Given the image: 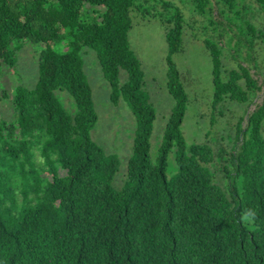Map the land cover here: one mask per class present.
Returning a JSON list of instances; mask_svg holds the SVG:
<instances>
[{
	"label": "trees",
	"instance_id": "1",
	"mask_svg": "<svg viewBox=\"0 0 264 264\" xmlns=\"http://www.w3.org/2000/svg\"><path fill=\"white\" fill-rule=\"evenodd\" d=\"M151 1L161 3L160 14L169 12L162 21L167 86L175 101L156 161L150 155L156 111L129 39L134 19L156 9ZM181 1H190L217 28L211 0ZM257 1L264 11V0ZM217 2L225 16L236 12L234 19L244 20L246 3ZM186 27L171 0H0V264H264V98L245 126L243 118L238 123L230 151L218 155L207 143L188 144L182 131L188 95L172 59ZM240 27L258 35L251 26ZM27 43L41 45L36 82L30 87L13 80L9 91L5 76ZM206 44L213 108L226 98L253 102L260 86L248 67L223 65L218 46H224ZM85 49L95 52L111 99L123 97L136 117L119 189L113 182L120 158L91 135L98 113ZM62 91L75 110L61 102ZM171 151L177 171L169 178ZM216 158L226 160L220 168ZM249 209L256 219L245 223Z\"/></svg>",
	"mask_w": 264,
	"mask_h": 264
},
{
	"label": "rangeland",
	"instance_id": "2",
	"mask_svg": "<svg viewBox=\"0 0 264 264\" xmlns=\"http://www.w3.org/2000/svg\"><path fill=\"white\" fill-rule=\"evenodd\" d=\"M181 8L186 20V32L179 51L172 59L179 70L181 81L188 95L187 110L182 124V131L188 144L207 143L215 148L219 155L221 149L230 151L231 136L235 135L238 123L247 124L248 114L263 102L264 98V11L257 0H239L242 5L244 20H236L233 12L226 15V7L211 0L213 18L217 22L214 29L207 17L193 10L190 1L171 0ZM156 6L153 14L145 19H134V27L129 39L132 49L139 57L144 72L143 91L156 111L153 132L150 138L152 161H156L159 147L163 140L167 120L174 106V98L167 86L168 43L166 24L162 21L168 11L160 14V2H149ZM234 21L235 24L230 22ZM241 25L248 30L255 28L257 36L247 35L241 31ZM263 32V34H262ZM253 34V33H252ZM261 35V36H259ZM206 40H211L221 52V61L228 67L239 63L248 67L260 89L253 102L242 103L224 99L213 108V59ZM241 44V46H240ZM41 45L26 44L19 49L18 65L13 72L5 76L3 86L11 91L12 81L33 86L37 79L38 53ZM85 72L92 87L98 120L91 131L92 138L107 152L116 154L121 160V168L113 185L119 189L123 186L127 166L132 155V146L136 129V117L123 97L117 101L111 99V86L104 77L95 52L84 51ZM127 73L121 71L120 81L126 80ZM58 97L70 111L75 110L72 97L66 92H59ZM1 98V95H0ZM6 110L10 105L3 103ZM264 136V125L262 130ZM226 160L216 158L215 167H221ZM177 171L175 152L171 151L168 159L167 175L174 176ZM221 173V171H220ZM218 173V174H220Z\"/></svg>",
	"mask_w": 264,
	"mask_h": 264
},
{
	"label": "clouds",
	"instance_id": "3",
	"mask_svg": "<svg viewBox=\"0 0 264 264\" xmlns=\"http://www.w3.org/2000/svg\"><path fill=\"white\" fill-rule=\"evenodd\" d=\"M256 211L253 210V209H249L247 210L244 215H243V220L245 223H251V222H254L255 219H256Z\"/></svg>",
	"mask_w": 264,
	"mask_h": 264
}]
</instances>
